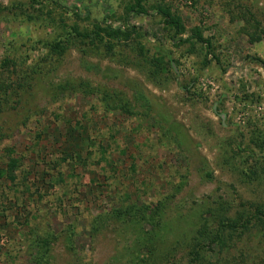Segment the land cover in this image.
Here are the masks:
<instances>
[{
    "label": "rangeland",
    "instance_id": "rangeland-1",
    "mask_svg": "<svg viewBox=\"0 0 264 264\" xmlns=\"http://www.w3.org/2000/svg\"><path fill=\"white\" fill-rule=\"evenodd\" d=\"M257 60L264 0H0V264H264Z\"/></svg>",
    "mask_w": 264,
    "mask_h": 264
},
{
    "label": "trees",
    "instance_id": "trees-1",
    "mask_svg": "<svg viewBox=\"0 0 264 264\" xmlns=\"http://www.w3.org/2000/svg\"><path fill=\"white\" fill-rule=\"evenodd\" d=\"M161 13L164 16L165 23L167 25H170L174 29L176 34L182 32L183 28L180 25L179 18L176 15H172L168 11H163V10H161ZM99 31L105 32L109 38H119L122 35L125 38L126 36H128L127 31L122 32L121 30H113L109 27L100 28ZM94 35H95V37L94 36L91 37L90 43H94V41L101 42L100 33L95 32ZM78 36H80V35L78 34ZM195 38L197 39L198 42L206 44L207 48L210 47V44L206 40H203V38L200 35H196ZM67 40L68 39L66 38V41ZM62 44H63V41L57 40L53 44V48L56 50L57 49L62 50L63 49ZM257 61H259L261 66L264 68V61H262V60H257ZM205 63L208 64L209 61L206 60ZM18 165H19V161L16 158H10L9 162L6 163L5 167H0V180L3 178H7L9 181H12L15 183V180H16L15 172L19 167ZM206 176L208 178L211 177L210 174H208V173H206ZM132 210L135 211L136 216H138V214L140 212L143 213L141 215V219L144 221V223L147 221L151 222V217L146 218L144 215L146 208H144L143 210H139V209H136L134 206L133 207L131 206L130 208L127 209L126 214H130ZM236 224H237L236 221L223 222V220L220 219V222H219V226H220L219 228L220 229H218L216 232H213L211 234H207L206 228L204 227L200 230L199 233H200V235L203 234V235H206L207 237L210 236V240H209L210 242L209 243H218V245L224 247L225 246V239H224V235L222 234V231L224 232L226 228L229 231H232V229H236ZM52 239L47 237V236L41 237L39 240H37V244L31 245L32 248H36L38 250V251H36L35 256L33 255L34 256L33 261L35 262V264H49L50 244L52 243ZM200 248H201L200 245L195 246V248L192 249L190 252L192 254V256L196 257L198 255Z\"/></svg>",
    "mask_w": 264,
    "mask_h": 264
}]
</instances>
